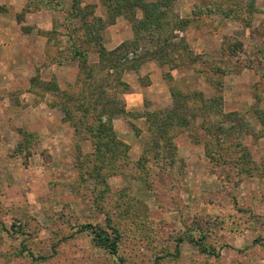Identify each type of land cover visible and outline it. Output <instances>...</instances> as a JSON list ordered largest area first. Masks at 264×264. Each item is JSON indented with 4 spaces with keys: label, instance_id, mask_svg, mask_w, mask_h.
Listing matches in <instances>:
<instances>
[{
    "label": "rangeland",
    "instance_id": "374dc122",
    "mask_svg": "<svg viewBox=\"0 0 264 264\" xmlns=\"http://www.w3.org/2000/svg\"><path fill=\"white\" fill-rule=\"evenodd\" d=\"M236 1L226 19L212 0H143L164 10L152 32L137 25L144 9L117 15L119 2L0 0V264H264V0ZM172 36L177 50L164 46ZM234 41L245 52L229 62L222 46ZM212 66L231 71L214 77ZM150 83L159 99L126 104ZM174 108L195 122L168 127L173 149L167 140L154 149L170 153L174 170L160 162L154 185L133 179ZM100 118L116 142L92 137ZM219 126L224 157L238 159L240 144L250 155L243 181L209 158ZM134 173L145 178L138 165ZM89 226L120 233L117 256ZM206 232L213 255L195 243Z\"/></svg>",
    "mask_w": 264,
    "mask_h": 264
},
{
    "label": "trees",
    "instance_id": "16d2710c",
    "mask_svg": "<svg viewBox=\"0 0 264 264\" xmlns=\"http://www.w3.org/2000/svg\"><path fill=\"white\" fill-rule=\"evenodd\" d=\"M106 2L109 4H114L112 2H115V3L119 2L120 7H122L121 9H120V7H116V6L113 7L115 10L117 9V15H120L121 12L122 13L125 12L126 15L128 13V15L132 14V16H133L134 15V11H133L134 9H136V8L137 9L138 8L144 9L143 19L138 20L137 25L140 26L139 29L146 28L148 30L149 29L152 30V32H155V30L158 29L157 28L158 23L157 22L155 23V20L161 19L162 14L164 13V10L159 9V6H160L159 4L151 3L150 6L147 7V5L143 3V0H106ZM217 2H219V4H217ZM221 2L225 3L227 10L222 8ZM237 2L238 1H236V0H219V1L212 0L211 5H212V7L217 6L218 12L221 14V16L223 18L228 19V18H231V16L237 15L239 13L235 7V3H237ZM74 3H75L74 5H77L78 0H74ZM164 5H167V4H164ZM245 9L253 10L251 5H249L248 7L245 6ZM245 9H243L242 13L244 12ZM113 18H114V15H112V19ZM180 23L183 24V21H181ZM149 24H151V26H149ZM176 38H177L176 36H172V39H169V40L165 39L164 40V46L165 47L170 46L171 50L179 49L178 45L173 44V41ZM234 43H235V45L229 46L228 44L227 45L223 44V46H222V52H223V54L227 53V55L229 57V60H228L229 62L236 57V54H239L240 52H245L244 47H243L241 42L234 41ZM156 47H158V46H156ZM186 51L188 52V54L185 57L189 56L191 58V62L196 64L195 61H196V58H198L197 55H193V53L191 51H189L188 49H186ZM200 58H204V55H202ZM224 62H225V60L222 59V61L220 63H218V65L229 63V62H227V63H224ZM82 64H84V63L82 62ZM194 64H193V66H194ZM209 71H210V73H213L214 77H216V75H223L224 76L225 73L227 71H231V69L227 68V66H224L222 69L212 66L211 68H209ZM208 79H211V78L208 77ZM212 80H213V78H212ZM215 89H217V88H215ZM129 91H130V89L128 88V89L124 90L123 93L127 94V93H129ZM217 101H219V102L222 101V96L219 94H218L217 98H214L211 103L218 104ZM105 102L108 105L109 101H105ZM213 109H214V107L211 108L210 111H213ZM180 110L183 111L182 109L174 108V110L172 109L167 113L165 118L160 120V123H159L160 126H157L159 128L160 133H161L158 141L149 145V150L147 149L146 151L150 152V153L148 155H146L144 159L139 161L135 165V167H130V170H133V173H132L133 175H130V177H133V179H139L142 183H146L147 185H154L155 181L150 176L151 175L150 174L151 173L150 167L152 165H155L156 163L159 164L160 162H162L161 163L162 167H160V168L164 169L163 171L165 174H166L167 170L168 171L174 170L175 164H174L173 158L170 156V153L168 151L167 152L165 151L163 154H159V153H155L154 149L157 147L164 148V145H161L159 143H160V141L162 142V141H166V140L169 142L170 147L172 146V149H173V141L171 140V135L166 132L168 127H172L173 131L176 128L185 130L186 128L189 127L190 124H193V125L195 124V122L193 121L194 119L190 118L186 111L180 112ZM111 111L112 110H110L109 108H107V109L103 108V116L110 114ZM117 111H118L119 116H123L124 114H127L124 107H122L121 109H119ZM219 111L220 110H217V112H219ZM141 117H143V116H141ZM96 122H97V129L92 128V130H93V133L91 134L92 137H95L97 139V141H99V143L103 138H105L108 142L109 141H115V138L113 137L114 134L112 132V129L107 128L105 123L103 122V120H101V118L98 119ZM151 126L152 125H150V128H151ZM173 131L171 133H172V135L175 136L177 133L173 134ZM218 132H220L221 134H216L213 136L214 141L217 142V147H218L217 156L215 154H214L215 156L213 154H208L209 158L213 162H215V161L219 162L221 165L222 164H233L236 171H237L236 172V176L238 177L237 182L243 181V179L250 177L251 176L250 167H248V165L251 162L250 161V155L247 152H245L244 150H241L240 148H242V146H241V144L240 145L238 144L239 147L236 146L237 153L239 154L238 159L234 158L233 155H228L227 157H224L223 145L226 143L224 136L228 132V130L226 128H222V126H219ZM206 134H207V137L212 138L211 135H213L214 132H213V130L212 131L209 130ZM167 149L169 150V148H167ZM101 150L105 151L107 153H112V151L109 148H105L104 146L103 147L101 146ZM239 159H240V161H243V162L238 163L237 160H239ZM123 161L125 162V164L128 165L127 167L132 165V163H130V161L128 160V158H126V156H124ZM137 165L141 169L145 170V173H144L145 178L142 177V175H140V174L134 173L135 169L137 168ZM118 171H120V169ZM180 171L181 170H179V172ZM242 176H244V177H242ZM153 177H156V176L154 175ZM157 179L160 181L161 177L157 176ZM1 227L3 229H5V227L0 223V228ZM88 228L91 229V233L93 234V239L95 240V242L97 243V245L99 247L105 249L109 254H111L113 256H117L120 233L116 232V233L110 234V233H108L102 229H96V228H93L90 226ZM12 229H16V232H18V233L23 232V230L20 226H18L17 228H16V226H12ZM207 234H208L207 232H206V234L201 233L200 239H197V241L195 243L198 245L200 253L207 254V255H213L214 251H213V249H211L209 247L208 242H207ZM188 241L194 242V240L192 238H191V240L189 238ZM179 242H181V240H178V242L175 243V253L173 255V258H178V256L180 255V252L178 249V244H177ZM28 255H29V257H31L33 259L32 255H30V254H28ZM42 259L43 258H39V260H42ZM119 262H120V264H123L122 260H119ZM155 264H159V262H156Z\"/></svg>",
    "mask_w": 264,
    "mask_h": 264
},
{
    "label": "crops",
    "instance_id": "0c3cea01",
    "mask_svg": "<svg viewBox=\"0 0 264 264\" xmlns=\"http://www.w3.org/2000/svg\"><path fill=\"white\" fill-rule=\"evenodd\" d=\"M257 1H259V0H256V4H257ZM156 75H157L156 72H155V75L151 74L149 76L150 80L152 79V77L156 78L157 77ZM155 86L156 85L150 83L147 87L131 91V93L126 95V97H125L126 98V104L130 103V107H137L138 108V107L142 106L143 98L146 95H151L152 98L159 99L158 95H159L160 92L162 93L163 90L155 88ZM146 91H148V92L145 94Z\"/></svg>",
    "mask_w": 264,
    "mask_h": 264
}]
</instances>
